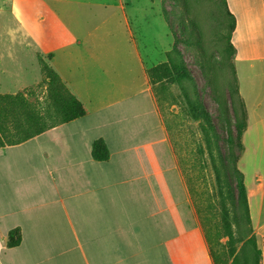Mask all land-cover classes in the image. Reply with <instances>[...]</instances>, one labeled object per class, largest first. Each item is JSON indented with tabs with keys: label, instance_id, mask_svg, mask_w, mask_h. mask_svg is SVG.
Listing matches in <instances>:
<instances>
[{
	"label": "crops",
	"instance_id": "crops-1",
	"mask_svg": "<svg viewBox=\"0 0 264 264\" xmlns=\"http://www.w3.org/2000/svg\"><path fill=\"white\" fill-rule=\"evenodd\" d=\"M1 1L0 78L11 76L6 66L19 52L51 55L85 113L0 147V264H216L213 233L150 81L155 64L146 66L125 35L133 0ZM225 5L245 110L236 166L261 245L255 264H264V167L256 156H264V0ZM96 140L105 159L92 156ZM14 228L21 239L9 247Z\"/></svg>",
	"mask_w": 264,
	"mask_h": 264
},
{
	"label": "rangeland",
	"instance_id": "rangeland-1",
	"mask_svg": "<svg viewBox=\"0 0 264 264\" xmlns=\"http://www.w3.org/2000/svg\"><path fill=\"white\" fill-rule=\"evenodd\" d=\"M132 2L125 11L132 35H125L134 41L146 66L155 64L148 69L150 81L164 118L172 122V145L180 153L185 177L196 187L205 227L213 233L214 260L226 264L237 251L240 264H255L260 240L253 234L239 199V174L234 170L240 152L237 133L244 115L236 96L226 8L222 0ZM171 49L175 69L170 60L159 61L166 59L165 53ZM17 59L5 65L11 76L0 78V95L4 96L0 123L10 133L23 129L29 109L34 108L46 125H57L58 113L45 71L49 56L36 51L31 58L19 52ZM160 64L161 68L157 67ZM9 95L23 100L17 99L16 107H11ZM199 108L208 113L213 133L202 119L195 118ZM258 144L264 148V142ZM256 156L264 167V156ZM251 162L249 158L246 169Z\"/></svg>",
	"mask_w": 264,
	"mask_h": 264
},
{
	"label": "trees",
	"instance_id": "trees-1",
	"mask_svg": "<svg viewBox=\"0 0 264 264\" xmlns=\"http://www.w3.org/2000/svg\"><path fill=\"white\" fill-rule=\"evenodd\" d=\"M223 5L226 8L225 5V0H222ZM226 13L228 14L230 18V32L233 28V17L230 15L227 11L226 8ZM230 32H229V37H230ZM228 37V40H229ZM229 46L231 51L233 52V47L229 41ZM231 52V53H232ZM171 54H172V49L171 51H168L165 53L166 55V61L170 60V65L172 68L175 67V63L173 59H171ZM50 56L51 55H47ZM173 58V57H172ZM232 58V56H231ZM161 65H158L157 67L161 68ZM155 67V68H157ZM153 69V68H152ZM45 71H47V78L49 79V94L50 98L53 100L57 113H58V118H59V123H64L76 118L81 117L85 113L84 106L82 103L71 93V91L67 88L65 83L60 79L59 75L54 71V69L51 67V65H48V67L45 68ZM235 80V77H234ZM235 90H236V81H235ZM236 96H237V90H236ZM4 96L0 95V100L3 99ZM7 99L10 101V106L11 107H16L15 105L17 102V99L23 100V98H17V97H12L11 95L6 96ZM238 98V96H237ZM239 100V99H238ZM240 101V100H239ZM241 103V101H240ZM23 103L22 105H24ZM242 104V103H241ZM26 105V104H25ZM243 108V105H242ZM1 111V109H0ZM243 115H244V121L241 123V126L238 130V138H239V144H240V150H241V142H240V136L243 127L245 126V110L243 108ZM195 118H200L205 122L206 127L209 129L210 132L213 133V126L211 125V122L209 120V115L206 113L203 109L199 108V111H195L194 113ZM27 123L23 129H18L17 131L10 133L8 128L5 127L2 123H0V147L7 146V145H13L20 143L22 141H25L27 139H30L34 137L35 135H38L45 131L46 129L52 127L46 125L40 115L36 112V109L30 108L28 115H27ZM58 123V124H59ZM33 125V126H32ZM54 126V125H53ZM205 127V128H206ZM215 136V135H214ZM92 156L95 159L102 160L107 157V149L101 140H96L94 141L92 145V150H91ZM238 158V156H237ZM236 158V161H237ZM235 161V162H236ZM235 173L239 174V179H238V189H239V199L241 200L244 208L246 209V212L248 214V207H247V202H246V191H245V186L243 183V177L242 173L238 170L237 166L234 168ZM248 220H249V215H248ZM250 222V220H249ZM8 240H7V246H15L19 244L20 242V231L18 228H14L8 231ZM258 253L260 254V249L258 250ZM239 255L236 254L233 259L231 264L237 263Z\"/></svg>",
	"mask_w": 264,
	"mask_h": 264
}]
</instances>
